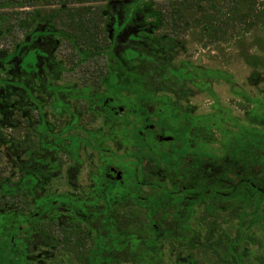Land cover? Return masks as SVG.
<instances>
[{
    "label": "trees",
    "instance_id": "trees-1",
    "mask_svg": "<svg viewBox=\"0 0 264 264\" xmlns=\"http://www.w3.org/2000/svg\"><path fill=\"white\" fill-rule=\"evenodd\" d=\"M123 7L130 14L141 12L131 23L137 25L138 38L130 40V44L114 36L113 11ZM2 41L9 45L0 47V144L8 145L12 157L0 156V212L12 217H25L27 209L34 214L39 201L38 196H25V151L33 153L30 163L36 161L37 166L43 150L37 121L31 127L34 133H25L28 115L38 116L25 98L30 89L38 91L34 85L37 78L46 80L39 77V72L76 74V88L86 89L94 98L109 88L106 82L114 70L112 57H117L119 51L120 57L141 73L149 90L155 86L152 81L157 80L158 90L168 93L169 75L181 70L184 63L178 62L176 56L186 51L188 42H194L215 46L219 55L208 53L212 59L225 60L226 48H233L251 69L250 83L259 87L260 93L263 90L264 0H0V45ZM229 41L231 46L227 47ZM39 46L49 53L45 68L42 65L39 72L31 74L22 59L11 57ZM128 49L136 53L125 59L124 51ZM256 102L255 109L262 107L260 100ZM86 104L79 99L80 121L89 110ZM60 112L63 115L66 111ZM260 112L255 113L253 122L264 132V111ZM88 117L93 123L97 118L96 114ZM91 126L85 123L81 132L89 133ZM86 145L92 144L85 140ZM234 146L239 153L236 159L205 158L204 196H197L189 208L183 206L182 192L171 198L177 187L167 180L161 178L156 187L152 186L142 200L141 216H172L175 221L125 224V231L141 234L142 250L157 252L149 258L142 252L135 257L125 255L119 263L264 264V134L257 141ZM147 150L152 160L158 161L157 155ZM182 162L179 159L175 167H183ZM9 164L12 171L5 174L2 169L9 168ZM34 177L39 179L38 175ZM198 210L204 215L202 223L177 220ZM5 237L0 248L19 247L15 237ZM199 246L200 253H183L185 247ZM166 249L172 250L174 256Z\"/></svg>",
    "mask_w": 264,
    "mask_h": 264
},
{
    "label": "rangeland",
    "instance_id": "rangeland-1",
    "mask_svg": "<svg viewBox=\"0 0 264 264\" xmlns=\"http://www.w3.org/2000/svg\"><path fill=\"white\" fill-rule=\"evenodd\" d=\"M140 13L139 10L130 14L124 7L113 11L115 15L113 29L116 31L114 36L128 44L131 43L130 40L135 41L138 38V29L136 23L134 25L131 23L134 21V16ZM8 45V42L2 41L0 47L8 48L6 47ZM226 45H228L227 47L231 46V41ZM185 48L186 51L179 52L175 58L178 62L184 60V63H181L183 65L181 70L169 75L171 87L168 93L158 90L157 80L152 81L155 86L149 90L141 73L133 70L131 62L121 58L122 54L118 51V56L112 57L114 70L106 82L109 88L94 98L86 89L80 90L71 86L70 83L78 75L62 73L61 79H57L51 75L50 71H37L42 69V65L44 68L46 66L49 54L46 48L39 46L27 53L23 50L21 55L11 57L12 59L13 57L22 59L21 62L28 72L31 74L39 72V75L47 78L48 84L60 82L62 86L55 91H58L61 100L56 102L61 103L63 108L72 102L70 99L91 102L87 108L89 109L86 112L87 115L83 119L87 123L88 115L96 114V120L89 127L93 130H90L89 133L81 132L80 125L84 121H80L78 117L74 122L68 121L69 124L67 122L68 126L64 135L66 134L67 138H72V143L61 150L74 148V151L84 153L83 159H77V164L85 167L82 171L84 178L88 168L100 166L102 162L122 169L127 174L126 183L124 186L121 184V189L125 187L126 191L129 189L134 191L133 187H128V185L135 183L134 174L136 172L134 171L137 168H143L144 161L152 160L148 148L157 155V166L165 168L164 164L179 161L187 152L197 153L200 151L205 158L209 157L215 160L232 157L236 159L239 153L236 151L235 144L257 141L264 134L259 124L253 122L255 113L264 111V82L260 84L263 87L262 93H260L259 87L255 88L249 81L250 67L237 57L234 49L226 48L228 55L225 60H221L220 58H209L208 53L219 55L216 47L211 44L188 42ZM133 50L124 51V55L126 54L124 58L128 59L127 56H134L136 52ZM157 76H160L159 73ZM42 84V80L37 78L34 85L39 88L38 91L34 92L33 89H30V93L27 95L30 98H25V100L32 103L34 98L40 95ZM49 89V92L54 90L51 87ZM257 100L262 102V107L259 109H255L258 105ZM106 101L107 106L116 107L119 111L120 107H124L123 111H120L121 114L112 118L110 122L106 117L107 112L102 108ZM71 123L78 124V136L76 137L74 134L66 133ZM85 123L83 124L85 125ZM149 124H153L156 130L147 129ZM158 130H164L165 135H173L174 141L157 139L155 131ZM193 130L196 134L200 133V140L192 136ZM140 131L146 133L145 138L140 135ZM57 137L53 136V138ZM85 140L91 142L92 145L85 146ZM54 145L56 146L57 143L54 142ZM62 145L65 144L62 142ZM2 153L8 158L12 157L8 145L0 144V155ZM115 190L117 189L115 188ZM144 191L145 189L142 188V192ZM112 194L116 196L118 192L113 191ZM48 202L49 200L46 201L43 197L37 205L41 206V210L53 213V211H49L53 207H50ZM77 208L86 211L83 206ZM9 218L10 216L6 214H0V227L3 226L4 230L8 228L10 232L8 222L11 219ZM24 218V216L13 217L15 222L11 227L14 229ZM95 227L97 230L100 228L99 233L104 235H111L118 231L108 223H98ZM11 231L14 234L16 230ZM6 233L2 232L0 235V244L1 239L6 238L3 235ZM19 236L21 239H16V243L19 247L25 246V233L21 232ZM141 251L147 258L154 255L148 250ZM127 254L128 252L125 255ZM130 255L135 257L136 252L132 250ZM172 255L174 256V254ZM101 258L102 256H100Z\"/></svg>",
    "mask_w": 264,
    "mask_h": 264
},
{
    "label": "flooded vegetation",
    "instance_id": "flooded-vegetation-1",
    "mask_svg": "<svg viewBox=\"0 0 264 264\" xmlns=\"http://www.w3.org/2000/svg\"><path fill=\"white\" fill-rule=\"evenodd\" d=\"M42 30L45 28L43 27ZM51 75L61 79V74L51 73ZM39 77L42 76L39 75ZM46 80H42V91L38 97L34 98L32 105L26 101L31 107L36 108L32 111L36 112L38 116L32 118L34 115H28L29 120L25 122V133L33 134L31 127L33 128L37 121L39 126L37 131L41 133L38 141L43 150H40L41 155L38 159L40 162L37 166L35 165L36 161L33 164L30 163L29 156L33 153L25 151V196L26 199L38 196L39 201L43 197L46 201L49 200L48 205L53 207L49 211H53V213L41 210L39 205H37L34 214H31L27 209L21 224L14 228L16 230L14 234H12L13 231L11 230L14 229L11 226L15 221L11 217L12 215L6 214L11 219L8 222L10 232L8 228L4 230V227L1 226L0 235L2 232H7L3 235L10 234L12 239L14 237L21 239L19 234L24 232L25 239L22 238L25 240V246L21 244L22 247L0 248V264H112V262L117 264L123 260L121 257L127 252V255L131 256L132 250L136 252V255H140L142 252L141 234L125 231V224H138L142 220L150 223L172 221V216L167 217V219H156L140 214L142 200L146 199L147 194L152 190V186L156 187L157 181L161 178L167 180L168 184L177 187V190L171 192L172 199L175 196L178 197L177 192L183 193L184 207L189 208L197 196L203 197L202 186L206 172L203 153L200 151L185 153L181 159L183 167H175L174 163L178 161L171 162L170 167L165 168L158 167L157 161H144L143 168H137L134 171L136 172L134 185H128V187H133L134 191L130 189L126 191L125 187L121 189V184L124 186L126 183L127 173L105 162H102L100 166L88 168L84 178L82 171L85 167L77 164V159H83L84 153L76 152L74 148L61 150L72 143V138H67L64 131L69 122H74L77 117L79 118V99H70L72 102L63 108L61 103L56 102L57 100L60 101L61 97L58 91H55L62 86L61 83L56 81L55 84H48ZM77 83L74 80L70 84L77 89ZM49 87L54 90L49 92ZM26 94L28 95V91ZM26 98L29 99L30 97L26 96ZM36 100L37 105L35 104ZM107 101L102 108L107 112L106 117L110 122L112 118L121 114L120 111H123L124 107H120L119 111L116 107L107 106ZM86 102L88 108L91 102ZM30 105H28V109ZM62 109L66 111L63 115L60 112ZM82 120L84 121V119ZM89 121L88 124L93 123ZM83 123L80 127L84 126ZM62 124L63 126H61ZM68 128L66 133L69 132L75 137L78 136V124L71 123ZM147 129L154 130L155 126L149 124ZM155 132L157 139L172 141L175 139L173 135H165L164 130ZM140 135L146 137L144 131H140ZM53 136L58 137L53 138ZM192 136L200 140L199 132L196 134L193 130ZM54 142L57 143L56 146ZM62 142L65 145H62ZM2 155L3 153L0 156L2 157ZM6 158L8 159V157ZM6 164L8 165V162ZM196 164L198 167H195ZM32 165L34 167L31 168ZM6 168L2 169L5 174L12 171V165L9 164V168ZM36 175L39 176V179L34 177ZM36 179H38L37 182ZM82 179L84 181H81ZM142 188L145 189L144 192H142ZM113 191H117L118 194L113 195ZM78 206H83L86 211L79 210ZM0 214L5 215V212H0ZM177 220L202 223L205 219L203 212L198 210V212L192 211V214L189 213ZM98 223H108L114 230L117 229L118 231L111 235L101 234L99 233L100 228L97 230L95 227ZM201 246H203L202 243ZM151 252L156 254L157 250L153 249ZM166 252L173 253L169 249H166ZM200 252V246L198 249L190 247L183 249V253L187 255ZM100 256H102L101 259Z\"/></svg>",
    "mask_w": 264,
    "mask_h": 264
}]
</instances>
